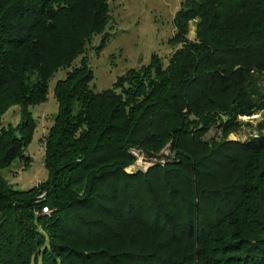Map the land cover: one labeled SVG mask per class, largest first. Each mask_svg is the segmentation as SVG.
Segmentation results:
<instances>
[{
  "label": "trees",
  "instance_id": "obj_1",
  "mask_svg": "<svg viewBox=\"0 0 264 264\" xmlns=\"http://www.w3.org/2000/svg\"><path fill=\"white\" fill-rule=\"evenodd\" d=\"M110 1L0 0V120L19 113L0 125V264H264V121L228 138L264 110V0H180L167 60L95 90ZM60 68L47 176L15 187L2 168L30 163L31 107ZM132 147L165 160L128 171Z\"/></svg>",
  "mask_w": 264,
  "mask_h": 264
},
{
  "label": "rangeland",
  "instance_id": "obj_2",
  "mask_svg": "<svg viewBox=\"0 0 264 264\" xmlns=\"http://www.w3.org/2000/svg\"><path fill=\"white\" fill-rule=\"evenodd\" d=\"M180 0H111V32L105 46L97 52L94 48H87L88 61L93 69L92 87L100 90L111 86L117 74L127 67L139 66L147 63L150 53L155 51L164 61L174 47L168 42V37L174 32L173 15L179 7ZM189 38L195 36V22H189ZM99 35H95L93 43H97ZM79 60V57L76 61ZM64 68L56 71L50 80L47 100L31 107L36 121L32 140L26 146L25 152L30 156V163L24 166L20 158H15L10 164L2 168V175L15 187H30L47 176L43 165L44 154L43 137L53 121L57 110V100L53 95V85L56 78L65 74ZM241 126L229 133L228 138L245 139L253 133L258 123L264 121V110L250 115L240 116ZM19 120L18 106H11L0 120L1 124L16 123ZM220 131L212 127L206 138L218 137ZM135 154L133 163L126 166V170L137 168L147 169L156 161H164L163 157L147 156L139 148L132 147ZM168 154V148L161 150Z\"/></svg>",
  "mask_w": 264,
  "mask_h": 264
},
{
  "label": "built area",
  "instance_id": "obj_3",
  "mask_svg": "<svg viewBox=\"0 0 264 264\" xmlns=\"http://www.w3.org/2000/svg\"><path fill=\"white\" fill-rule=\"evenodd\" d=\"M44 210L46 209V207L45 208H43Z\"/></svg>",
  "mask_w": 264,
  "mask_h": 264
}]
</instances>
